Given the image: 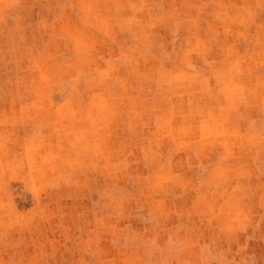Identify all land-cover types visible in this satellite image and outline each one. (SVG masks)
Masks as SVG:
<instances>
[{
	"label": "rangeland",
	"instance_id": "rangeland-1",
	"mask_svg": "<svg viewBox=\"0 0 264 264\" xmlns=\"http://www.w3.org/2000/svg\"><path fill=\"white\" fill-rule=\"evenodd\" d=\"M255 203L264 0H0V264H264Z\"/></svg>",
	"mask_w": 264,
	"mask_h": 264
},
{
	"label": "crops",
	"instance_id": "crops-1",
	"mask_svg": "<svg viewBox=\"0 0 264 264\" xmlns=\"http://www.w3.org/2000/svg\"><path fill=\"white\" fill-rule=\"evenodd\" d=\"M222 210V206L220 207V209L216 208L214 209V211H221ZM259 213H256V212ZM253 212H255L254 215V222L256 223H260V221L264 220V203H255L253 204ZM202 250L204 251V249L202 248Z\"/></svg>",
	"mask_w": 264,
	"mask_h": 264
}]
</instances>
